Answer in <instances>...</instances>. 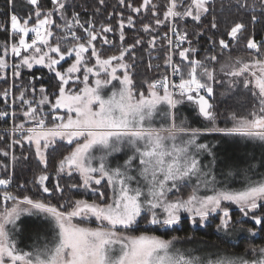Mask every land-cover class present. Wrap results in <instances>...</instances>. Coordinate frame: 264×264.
<instances>
[{
    "label": "rangeland",
    "instance_id": "1",
    "mask_svg": "<svg viewBox=\"0 0 264 264\" xmlns=\"http://www.w3.org/2000/svg\"><path fill=\"white\" fill-rule=\"evenodd\" d=\"M26 1L35 6V14L12 15L11 34L18 39L0 47V79L8 68L13 74L20 67L48 69L61 81L56 97L47 87L36 86L29 92L13 95L12 103L19 114L32 120L48 110L67 113L57 114L62 120L56 119L54 126L24 133L22 143L35 150L43 165L47 163L48 151L57 142L74 145L58 161L53 172L54 183L59 184L61 175L77 172L83 182L80 188L94 193L99 191L97 185L107 181L111 201L106 204L79 199L71 211L62 212L30 198H17L7 207L4 198L8 194L0 192V264H264L263 256L244 262L218 247L194 243L167 247L169 241L154 233L127 232L128 228L140 229L139 223L171 228L179 226L183 218H188L193 227L205 226L213 218L228 225L232 207L260 224L262 217L251 212L264 206V185L255 187L264 181L261 153L259 160L255 157L259 152L264 153V115L255 113L251 119L233 120L239 123L218 129L193 128L179 117V105L189 101L192 108L196 107L200 115L208 118L211 89L196 79L185 80L186 84L198 87L189 91L186 98L173 95L171 89L155 86L154 82L146 84V89H136L133 68L126 58L131 48H123L118 54H101L97 41L101 38L108 42L106 33L113 32L110 27L90 33L86 39L79 37L70 47L61 46L52 41L54 20L66 18L67 0H54L55 8L44 17L36 7V0ZM184 1H170L164 19L171 26L179 17L200 22L210 0H188L183 5ZM155 7L153 0H143L133 10L136 14L151 10L156 15ZM33 19L35 22H31ZM128 23L121 22V34ZM38 28L43 32L40 39H35L32 35ZM236 33L234 29L232 35ZM57 37L64 39L58 34ZM250 46L256 49L258 57L237 62L229 73L259 96L264 106V57L261 56L264 51L252 42ZM207 75L209 81L215 78L214 71H208ZM212 130L220 135L195 138L194 132ZM233 150L241 154L240 162L231 159ZM246 154L253 158L247 160ZM49 174L38 177L48 192ZM0 182L4 183L5 179L0 177ZM179 182H188L192 191L185 197H168ZM228 188L236 192H221ZM35 210L51 216L61 230L62 244L50 251L46 260L40 259L45 250L31 241L29 244L22 230L23 219L24 225L25 220L31 223L39 219ZM144 212L148 215L143 216ZM27 213L30 216L24 215ZM140 218L143 222H139ZM11 223L14 229L11 237L17 240L21 251L30 253L28 256L12 253L8 243Z\"/></svg>",
    "mask_w": 264,
    "mask_h": 264
},
{
    "label": "trees",
    "instance_id": "2",
    "mask_svg": "<svg viewBox=\"0 0 264 264\" xmlns=\"http://www.w3.org/2000/svg\"><path fill=\"white\" fill-rule=\"evenodd\" d=\"M36 1L37 5H35L42 11V17L55 8L54 0ZM142 1L67 0L64 8L66 18L54 20L55 35L52 41L70 47L80 40L79 37L86 39L90 33L110 27L113 32L106 33L108 42L104 43L101 38L97 41L101 54L108 56L120 53L123 48H131L126 58L133 68L134 87L140 90L146 89V84L149 82L152 83L169 74L172 57L174 64L180 70V79L183 83H187L185 80L192 82L196 79L206 89H211L208 95L211 104L210 117L200 115L196 107H191L189 101L179 105L181 110L183 109V111L178 110L179 117L193 128L218 129L239 123L233 120L251 119L255 113L264 115V106L259 96L245 88L238 78H231L229 73L237 62H247L258 57L256 49L250 46L251 42L264 51V0H210L200 22L192 19L183 20L182 17L175 19L176 23L173 25L181 33L182 42L174 48L172 56L170 44L165 37L171 25L164 19L171 0H153L156 4V15L151 10L144 14L142 12L136 14L133 9L140 6ZM187 2L188 0H185L183 5L188 4ZM14 14L29 17L30 14H35V6L26 0H0V47L18 39L17 35L11 34V17ZM123 21L129 23L121 34L120 27ZM157 21L161 23L158 25ZM31 22H35V19ZM234 29H237L235 36L232 35ZM56 32L64 39L57 37ZM121 35L123 39L120 38ZM223 42H226V45H223ZM181 52L187 54L181 55ZM208 71H214L215 78L211 81L207 77ZM16 73L18 75H15ZM36 86L47 87V90L56 97L61 81L55 73L44 67L34 69L20 67L14 71V74L8 68L6 75L0 79V177L5 179L4 183L0 182V192L8 194L4 198L8 203L7 207L12 206L17 198H30L55 206L62 212L71 211L79 199L109 203L111 188L107 181L97 185L99 191L94 193L80 188L83 182L77 172L61 175L58 177L59 184L54 183L53 172L57 169L58 161L68 154L74 145L57 142L48 151L47 163L43 165L38 160L35 150L30 145L22 143L23 134L28 131L18 135L1 128L9 123V119H5V112L12 113L13 123L17 127L31 125L34 120L44 121L47 127L54 126L57 124V114L66 116V111L60 113L48 110L41 115H35L39 116L32 120L19 114L17 107L15 108L12 103V96H18L21 91L29 92ZM182 98H186V95ZM194 135L197 139L200 135L207 138L218 137L220 134L219 131L212 130L194 132ZM198 144L196 142V147ZM230 153L232 160L240 162L241 154L238 151L233 150ZM260 153L261 163L264 164V153L259 152L255 157L258 156L259 160ZM252 158L246 154L247 160ZM42 173H50L48 179L50 192L45 191L38 181ZM261 185H264V181L256 184L255 187ZM190 191L192 186L188 182H179L177 188L170 192L168 197L177 195L185 197ZM221 192L236 191L228 188ZM230 210L231 221L228 225L219 222L218 218H213V221L205 226L193 227L188 218H183L179 226L161 229L139 223L140 229L128 228L127 232L131 235L154 233L169 241L167 247L192 243L218 247L237 255L244 262L264 257V206L251 212L253 216L262 217L260 224L253 221L250 215L244 217V213L236 207ZM35 212L39 217L38 223L34 220L31 223L25 220L24 225L23 219L22 230L28 236L29 244L31 241L35 247L45 250L40 259L46 260L50 251L61 246V230L55 220L49 218L51 216L44 215L40 210ZM30 213L24 215L30 216ZM147 215V212L143 213V216ZM139 222H143V219L140 218ZM11 225L12 223L8 225V243L12 253L28 256L30 253L21 251L16 245L17 240L11 237V231L14 230Z\"/></svg>",
    "mask_w": 264,
    "mask_h": 264
},
{
    "label": "built area",
    "instance_id": "3",
    "mask_svg": "<svg viewBox=\"0 0 264 264\" xmlns=\"http://www.w3.org/2000/svg\"><path fill=\"white\" fill-rule=\"evenodd\" d=\"M42 32H43L42 28L36 29L35 33L32 35L33 38L38 39ZM165 37H166V39L168 40V42H169V44L171 46L172 52H173L174 48L179 46L180 43L182 42L181 34L179 33V31L173 25H172L170 31L165 35ZM169 77H170V79H169V84H168L169 87L168 88L171 89L173 94L174 93H178V94L185 93L187 91V89L193 88L191 86L190 87L189 86L183 87L180 84V81H181V79H180V70H179V68L177 66L175 67V66L172 65ZM165 81L166 80H164V79H157V80L154 81V85L155 86L166 85ZM5 119L6 120L9 119V123H8L7 126H3L1 128L3 130H6V131H11L13 133H18V135H20L23 131H31V130H36V129H41V128H45L46 127V123L43 122V121H36V122H33L31 125H25V126H22V127H17L13 123V115H12L11 112H5ZM58 120H62V118L59 116V117H57V121Z\"/></svg>",
    "mask_w": 264,
    "mask_h": 264
},
{
    "label": "bare ground",
    "instance_id": "4",
    "mask_svg": "<svg viewBox=\"0 0 264 264\" xmlns=\"http://www.w3.org/2000/svg\"><path fill=\"white\" fill-rule=\"evenodd\" d=\"M174 26V25H173ZM172 27V26H171ZM175 27V26H174ZM176 28V27H175ZM171 29V28H170ZM177 29V28H176ZM178 30V29H177ZM179 31V30H178ZM180 33V32H179ZM181 34V33H180ZM41 37V36H40ZM40 37L38 38V39H40ZM169 43V42H168ZM170 48H171V46H170ZM171 56H172V49H171ZM172 65L173 66H175L176 67V65L174 64V61H173V59H172V57H171V59H170V70H171V67H172ZM169 74H170V71H169ZM169 74H167V75H165L163 78H161V79H164V80H166L165 81V86L168 88L169 87V79H170V77H169ZM180 84L183 86V87H186V86H191V87H193V88H189V89H187V91L185 92V93H181V94H178V93H174L173 95H179V96H181V95H186L189 91H192V90H197V88L198 87H195L193 84L191 85H189V84H186V83H183L182 81H180ZM203 88V87H202ZM204 89V88H203ZM203 89H201L202 91H203ZM205 90V89H204ZM36 121H42V120H36ZM35 120H34V122H36ZM44 122V121H43Z\"/></svg>",
    "mask_w": 264,
    "mask_h": 264
},
{
    "label": "crops",
    "instance_id": "5",
    "mask_svg": "<svg viewBox=\"0 0 264 264\" xmlns=\"http://www.w3.org/2000/svg\"><path fill=\"white\" fill-rule=\"evenodd\" d=\"M36 121V120H35Z\"/></svg>",
    "mask_w": 264,
    "mask_h": 264
}]
</instances>
